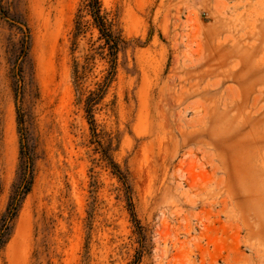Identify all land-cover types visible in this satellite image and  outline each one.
Here are the masks:
<instances>
[{
    "label": "rangeland",
    "instance_id": "rangeland-1",
    "mask_svg": "<svg viewBox=\"0 0 264 264\" xmlns=\"http://www.w3.org/2000/svg\"><path fill=\"white\" fill-rule=\"evenodd\" d=\"M82 1L0 0V264H264V0Z\"/></svg>",
    "mask_w": 264,
    "mask_h": 264
},
{
    "label": "trees",
    "instance_id": "trees-1",
    "mask_svg": "<svg viewBox=\"0 0 264 264\" xmlns=\"http://www.w3.org/2000/svg\"><path fill=\"white\" fill-rule=\"evenodd\" d=\"M82 8L86 10L92 20V23L96 27L99 37L103 40L105 45V49L107 50V54L113 59H115V55L118 48V43L120 42V38L115 34L112 23L107 20L105 15L101 10V3L99 0H83ZM90 105V102H87V107ZM30 178L28 174L23 176L22 181L16 187L12 197L10 198V202L6 207L5 213L2 215L0 220V245L4 242V237L9 229V222L13 218L16 212V208L18 206V202L28 190H29Z\"/></svg>",
    "mask_w": 264,
    "mask_h": 264
}]
</instances>
